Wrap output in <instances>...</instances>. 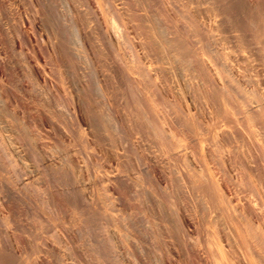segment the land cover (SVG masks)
Returning a JSON list of instances; mask_svg holds the SVG:
<instances>
[{
  "label": "bare ground",
  "instance_id": "6f19581e",
  "mask_svg": "<svg viewBox=\"0 0 264 264\" xmlns=\"http://www.w3.org/2000/svg\"><path fill=\"white\" fill-rule=\"evenodd\" d=\"M61 1L0 0V264H264V0Z\"/></svg>",
  "mask_w": 264,
  "mask_h": 264
},
{
  "label": "rangeland",
  "instance_id": "374dc122",
  "mask_svg": "<svg viewBox=\"0 0 264 264\" xmlns=\"http://www.w3.org/2000/svg\"><path fill=\"white\" fill-rule=\"evenodd\" d=\"M41 1V3H42V5H43V7L45 6V10L43 9V7H42V9H43V11H44V13H46V11H47V13L49 14V18H51V19H49L48 17H47V19L48 20H46L45 19V23H46V21L48 22V24H46V28L48 29V30H52V31H50V32H58V33H60L61 35H63V33H67V32H70V30L68 31V28L67 27H69V24L66 26V23H65V21H66V19H64L63 20V18H65V10H64V4L62 3V1L61 0H48V1H46V0H40ZM43 1V2H42ZM46 1V2H45ZM61 1V2H60ZM48 2V3H47ZM44 3V4H43ZM52 3V4H51ZM54 3V4H53ZM48 5H51V7L52 8H50V6H48ZM54 7H53V6ZM64 6V7H62V6ZM60 6H61V8H60ZM50 8V9H49ZM51 10H52V12H51ZM64 10V11H63ZM60 12L63 14L64 13V16L63 17H61L62 15L60 14ZM45 14L46 16H48V14ZM57 14H58V16H57ZM60 14V15H59ZM50 15H51V17H50ZM52 18L53 19H55V21H53L52 20ZM51 22V23H50ZM60 22H61V24H62V26L60 25ZM64 23V24H63ZM49 24H55L54 26L52 25V26H49ZM59 25H60V27H59ZM57 28H56V27ZM50 27H52L53 29H50ZM60 28V29H59ZM66 28H67V30H66ZM55 29V30H54ZM57 29L58 30H61V31H57ZM70 29V28H69ZM54 30V31H53ZM65 32H64V31ZM59 34V36L61 37V35ZM63 37V36H62ZM81 73H83V71H80V74ZM87 79V78H86ZM85 79V80H86Z\"/></svg>",
  "mask_w": 264,
  "mask_h": 264
}]
</instances>
